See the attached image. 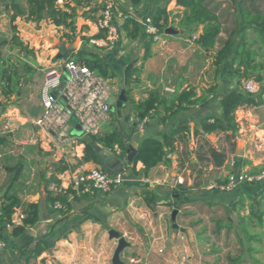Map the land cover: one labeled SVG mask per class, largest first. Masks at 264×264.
Here are the masks:
<instances>
[{
  "label": "crops",
  "instance_id": "1",
  "mask_svg": "<svg viewBox=\"0 0 264 264\" xmlns=\"http://www.w3.org/2000/svg\"><path fill=\"white\" fill-rule=\"evenodd\" d=\"M211 1L210 5L216 8L217 15L221 17L222 9L220 5L226 0H222L220 3L219 0ZM227 1H229L232 6L229 10L234 19L233 31L237 25L238 19L232 2L236 3L237 0ZM6 2L4 0L3 5L7 4ZM155 4H158L156 0ZM124 6L125 4L123 7ZM173 8L174 11H182V9L176 7L175 2ZM155 9H148V6L143 4L136 9L128 8L127 11L131 15H139V11H142L143 14H141V16L151 17ZM82 11H86V9ZM83 23L85 25L84 31L81 32L82 37L89 39L90 37L95 36L96 30L94 23L89 20H85ZM222 25L224 26L223 22ZM231 32L228 33V36ZM222 33L219 35V39ZM233 41L234 52L228 60L221 65L218 73L213 66V59H211L210 54L195 45L193 39H189L186 35L180 34L178 31L175 35H166L164 33L163 36L161 35L159 37L157 42H153L149 37L142 35L136 40H128L123 33L119 54L101 51L99 56L105 63L113 68L116 75H119L120 72L123 73L128 64L133 63L134 66L135 61L133 59L136 57L138 59L140 55L145 53L146 47H149L150 58L144 63L141 60L137 65L135 64L136 66H140V64L143 63L140 81L139 83L132 85L133 96L135 95L138 98L141 96L139 99L134 96L136 102L141 98H144L149 92L159 93L160 95L171 94L180 79L183 78L188 81L187 84L195 87L197 91L202 87L208 88L210 86H216L218 97H221L226 92L223 91V93H219L220 88L226 86L224 83L226 81L225 75L235 72L234 69H232L233 71H230L231 68H238V53L241 49L238 36H234ZM217 45L219 47V42L216 46ZM205 62H207L206 65ZM232 75L233 76H231L229 80L234 78L233 81L237 83L235 80L236 76H234L235 74L232 73ZM233 84L236 85L235 83ZM183 87H185V85ZM229 90H236V88H231ZM137 91H139V94H136ZM209 107L214 108L217 114L219 113L217 101H214ZM244 109L246 108H241L237 110L236 113L243 116ZM159 111L162 112L160 108L158 109V112ZM11 114L13 113H10V115ZM40 114L41 109L39 116L35 120L34 117L31 118V116L26 117L25 115V117H21L19 114H13L12 118L7 117V122L3 121L2 124V132L12 134L14 140L18 137L17 134L21 132L23 133L27 128L31 129L30 126H33L36 132L33 136L31 135L32 138L30 142H21L18 144L26 145L29 150L32 146H36L38 149L40 148L43 151V158H53L55 163L51 164L53 167L52 171L46 169V172L41 173L39 168H36L34 165L31 166V163H36V165L39 164V157H25V160L21 159V163L14 166L18 168L19 173L16 176L10 173L9 181L6 186L4 189H0L2 203L6 197L13 196L21 204H35L38 207L37 223L32 227L25 228L20 235L13 237L12 231L17 227L6 223L4 224V229L0 231V239L5 242L6 247L0 250V264H111L118 243L117 240L109 238L108 233L111 230L119 233L127 244V247H125L119 254V261L121 264H159L157 261L161 258L160 254L163 253L164 246L159 247L157 245L160 244L156 243H161L162 239H165L166 236H164L165 234H163L162 229H160V238H155L156 233L152 224L154 223V217L157 214L155 209V205L157 204L154 202L151 207L147 206L143 200L142 193L149 191L155 196L158 195V197L163 195L165 199L159 200L160 204L164 205L163 208H167L166 206H169L170 203L171 205H176L175 202L173 203V201L171 202V200H168V197L173 196H171L169 192L162 191L161 183H163L164 186H168L171 189L170 192H172L174 188L165 184L169 177L171 179L176 177L177 174L174 170L178 163L180 168L185 165L184 170L188 168L187 162L192 170L195 168L201 169V167H197L201 165L196 161V158L195 161H192L194 158L192 159V157L188 156L189 154H194L196 156V148L198 147L195 146L197 145L196 142L199 138H208L211 135H215H194V130L198 129V120L204 115V110L202 108L191 107L180 112L175 118V121H178L179 124H185L189 134L186 142L176 145L175 152L171 154V158L169 159V166L161 164L150 170L147 174H144L142 171L143 166L140 163L136 165L135 170L131 168V164L127 163V152L124 158H119L114 155L113 151L117 146L116 144L112 150H109V153H104L103 150L105 149H102L99 161L102 156L110 154L112 159L109 160V165L114 162L113 159L118 160L122 164L121 170L115 168L112 171L122 172L124 178L123 184L106 194L95 192L90 196L77 197L68 193L67 199L70 203V210L64 215L60 214V210L52 208L55 203L53 205L47 204L48 193L51 192L52 196L56 195L59 193L60 189H64L63 186H65L63 183L62 187H60L62 184L59 179L60 174L54 175V169L58 164H70L68 163V159L71 157H73L75 161L80 159L82 157L83 145L79 143L80 138H74L64 147L55 149L46 138L45 133L39 131L34 125V122L40 117ZM153 116L154 118H152L151 121L157 119L154 122L158 124V127H149L148 125L145 131L141 134H136L133 131L122 133L121 139L125 146L128 145L129 148V146L136 144L137 147L138 140L146 137L160 139V134L164 131L163 126H166L167 124L169 125V123L168 121L166 122L167 124L162 123L160 118L163 115L158 118L157 113H154ZM130 120L132 121V118ZM125 121L127 120L125 119ZM14 131H16L15 135L13 134ZM102 131L103 130L101 129L100 132ZM107 131L111 130L109 129ZM242 133H244V130H241V134ZM260 133L261 132H257L255 134H258L257 136H259ZM31 134L33 133L31 132ZM0 138L3 139V142L0 145L1 147L6 144V137L0 135ZM12 138L7 137V140L13 142L14 140H12ZM68 145H70L69 149L65 150V147ZM184 149L187 152L184 154V157H182L181 153L184 152H181V150ZM209 155L210 154L207 156L208 161H206L203 168L207 166L210 172H222V178L225 180L233 171V168L231 167L232 160L224 162L223 166L220 168H215ZM241 159L242 161H246L242 157ZM57 160H60L58 161L59 163H56ZM99 161L97 164L88 163L81 165L75 170H90L96 167H103L100 165ZM128 168L130 169L129 172L126 171ZM4 169L7 173L10 167H5ZM186 173H189V168L186 170ZM157 174L159 177H155ZM217 174L220 175L221 173ZM56 181L59 182L58 185ZM183 186L189 188L194 185H192L190 181L184 180ZM67 191H64L63 193H66ZM74 196L76 197V200H73ZM118 196L119 200H117ZM124 196L125 199L123 198ZM14 212L22 211L20 208H17ZM20 226L22 225H19L18 227ZM75 229H78V232H76ZM142 237H145L147 241H144L145 239ZM39 240L45 242L47 248L42 254L34 257L33 252L35 245ZM144 242L146 243L144 244ZM126 248L132 249L125 255L123 253ZM130 259H134V263H130ZM123 260H127L128 263H123ZM162 260H164L166 264L171 262L166 258H163ZM183 260L184 261H180L179 264H185V258H183Z\"/></svg>",
  "mask_w": 264,
  "mask_h": 264
},
{
  "label": "trees",
  "instance_id": "2",
  "mask_svg": "<svg viewBox=\"0 0 264 264\" xmlns=\"http://www.w3.org/2000/svg\"><path fill=\"white\" fill-rule=\"evenodd\" d=\"M24 1V2H23ZM9 0L7 5L10 14V23L12 25V37L9 42L4 44L11 45V48L24 51L33 56L32 50L27 47L18 38L14 22L16 19H24L26 22L40 24L47 20L56 28H61L68 31L70 34H65L64 37L73 43L75 33V21L77 18L78 9H86L82 16L85 20L92 23L97 21V16L101 11V5H92L94 0H63V5H57V0ZM158 3L165 2L162 7L156 8L151 15V25L158 30L163 36L165 31L170 28L178 31L180 34L186 35L198 47L209 52L214 50L216 44L219 42V47L215 50L213 57V66L217 73L221 65L228 60L234 52V36L239 37L240 52L238 68L242 70L245 77L253 78L258 86L256 94H247L241 92L239 89L226 91L221 97H218L217 87L210 86L208 88L197 89L187 84L186 79H180L174 91L171 94H163L149 92L144 98L136 101H130L133 115L138 119H143L152 111L156 114L158 109L162 110V117L160 120L163 124L169 123V128L160 134V139L153 137H146L138 140L136 153L131 163V168L135 170L136 165L140 163L143 166V173L147 174L150 170L158 165H170V160L166 158L167 154L175 152L176 145L184 143L188 140L189 131L184 123L179 124L175 118L180 112L185 111L191 107L202 108L204 115L198 120V129L194 130V135H211L224 134L235 136L238 133L239 125L236 121L235 113L241 108H258L264 105V0H237L233 3L235 13L237 15V25L235 29L227 36L224 41H220L219 35L223 32V25L220 17L217 15L215 7L210 5L208 0H173L177 8L182 11H167L166 4L168 0H156ZM171 1V0H169ZM131 9L139 8L143 5L144 0H127ZM123 11V10H122ZM123 13H126L123 11ZM122 30L128 40H136L142 33L140 23L132 16H128L122 25ZM199 32V33H197ZM102 35L99 33L95 37L99 38ZM84 47L80 46L76 52H68L62 59H70L78 64L87 67L97 77L110 82L116 78V73L113 68L105 63L98 53L88 50L86 45L88 39L82 37ZM149 47H146L142 62L144 63L150 58ZM34 58L30 61L34 63ZM132 66L127 71V85L139 83L140 75L142 73V65ZM26 72L31 71L28 65L23 66ZM10 74L8 70L2 71V79L6 81V90L2 94L8 97L12 92L17 82L13 84L11 75L17 76L18 71L13 68ZM17 79V78H16ZM185 85V87H183ZM12 87V88H10ZM199 92V93H198ZM129 90L124 91V96L127 101ZM217 101L219 113L217 114L214 108L209 106ZM72 125V123H71ZM121 134L115 129L111 131H102L94 135L75 136L79 139V143L83 145L82 157L76 160L75 165L58 164L54 169L55 174H62L70 170L74 171L77 167L88 163L97 164L100 159V152L102 149L112 150L116 144L120 150L119 158H124L128 145L125 146L121 139ZM3 139L0 138V145ZM100 149L98 151L97 149ZM210 158L215 168L223 166L226 158L221 152L210 151ZM235 168L242 169L243 166L249 165L248 161H242L241 158H235ZM105 169L104 167H102ZM264 169V167H262ZM258 168H251L249 174L259 173ZM9 173L16 176L19 173L17 167H11ZM57 185L59 184L56 181ZM210 193L225 194L224 192L208 191ZM71 193L68 190L66 193H57L52 196L48 193L47 204L53 205L58 203L61 206L60 214L64 215L70 210V203L67 199V194ZM189 189L182 185L176 186L171 195L174 197L175 206L185 205L193 202L188 196ZM143 200L147 206L155 202L156 196L149 191L142 193ZM76 200V197H73ZM245 200L248 204L245 205ZM258 201H254L251 197L242 193L236 201L232 202L233 210L236 207L244 209L247 206L248 214L246 216H239L238 227L243 239H239V244L242 247L240 254L236 257H227L230 264H260L258 259L253 257V254H258L260 249L255 248L252 244H261V234L259 232L252 233L253 229H261L264 223V212L258 209ZM169 206H172L171 203ZM212 206V205H211ZM20 208L22 213L26 215L22 226L15 228L12 231V236L20 235L25 228L32 227L38 221V207L35 204H21L15 197H6L4 202L0 205V231L4 229V224H8L10 217L14 211ZM225 230L229 233L233 230V225L229 219L223 224L222 221H216L214 235L219 236L221 231ZM1 238V237H0ZM201 239V235H197ZM206 240V239H202ZM47 248L45 242H37L34 249V257L42 254ZM247 253V258L244 257L243 252Z\"/></svg>",
  "mask_w": 264,
  "mask_h": 264
},
{
  "label": "rangeland",
  "instance_id": "3",
  "mask_svg": "<svg viewBox=\"0 0 264 264\" xmlns=\"http://www.w3.org/2000/svg\"><path fill=\"white\" fill-rule=\"evenodd\" d=\"M209 1L212 2L211 0ZM221 1L222 0H219V3ZM3 2L4 0H0V135L6 137V144L0 147V189H4L10 177V173L8 171L6 173L4 168L17 166L18 163H21V159L25 160V157H39V164L36 165V163H31V166L34 165L36 168H39L41 173L46 172V169L48 171H52L53 167L51 164L55 163L53 158H43V151L40 148L38 149L36 146H32L29 150L26 145L24 146L18 144L21 142H30L32 136L36 132L33 126H30L31 129L27 128L25 132L17 134L18 137L15 140L12 138V134L2 132L1 129L3 121L7 122V117L12 118L13 114H19L21 117H25V115L26 117L31 116V118L34 117V120L39 116L40 107L38 96L40 87L47 74L55 71L57 69V65L62 60L56 59L58 52L55 45L57 43H64L65 46L70 45V41L64 37L65 34H70L68 31L61 28L58 29L46 20L40 24H35L26 22L24 19H16L14 26L16 27L18 38L28 50H32L33 56L27 52L11 48V45L9 46L8 44H4L3 42L10 41L13 33L11 30L12 25L9 21L10 11H8L7 4L3 5ZM8 2L9 1L7 0L6 3ZM102 2L103 0H94L92 5L99 4L102 6ZM117 3L122 4L120 10L127 11L128 8H130L127 0H117ZM124 4L125 6L123 7ZM143 4L145 6L147 5L148 9H155L165 5V2L155 4V0H144ZM173 5L174 1L168 0V3L166 4L167 11H174ZM220 7L222 9V16L220 17V20L224 24L220 41H224L227 38L228 33L233 29L234 19L232 18V14L229 10L232 7L229 1H223ZM82 13V9L77 10L73 40L75 45L73 49L74 52L79 50L83 43L81 32L84 31L85 24L83 22H85V19L83 18ZM141 14H143V12L139 11L138 16H141ZM141 35L144 36L143 33H141ZM49 38H53V43L49 41ZM82 47H84V43ZM86 48L98 54L101 53V51L89 46L88 44L86 45ZM216 48H218V45L214 50L208 52L211 59L214 57ZM143 57L144 54L140 55L138 59L137 57L133 59L135 64L137 65ZM33 58L35 60L34 63L30 62ZM206 63L207 62H205V65ZM24 65H28V67L31 68V71L26 72L23 67ZM13 68L17 69L18 74L17 76L11 75V82L13 84L17 82V85L14 86L13 92L6 97L2 94V92L6 90V85L8 84L6 81H3L1 77L2 71L8 70L11 74V70ZM232 69H234L235 72L225 75L226 81L224 83L226 86L220 88L219 93L229 91L231 88L241 90L243 82L248 79L253 80L252 77H245L241 69L231 68L230 71H233ZM232 73L235 74L234 76H236L235 80L237 83L233 81L234 78L229 80V78L233 76ZM108 83L111 91L110 120L102 125L101 129L103 131L115 129L120 133L128 131H133L135 133L136 127L133 125V121L130 120L131 118H134L130 101H135V98H138L135 95L134 98L132 94V85L135 83L129 86H124L122 72H120L115 79ZM63 86L64 84L60 86V89H62ZM127 89L129 90V101L126 100L123 106L118 110L115 107V103L118 100L119 93L121 90L125 91ZM136 94H139V91H137ZM10 113L13 114L10 115ZM243 113V116L235 113L236 120L239 121V129L238 133L234 137L229 136V134L224 135L218 133L213 136L211 135L208 138H199L197 140V145L195 146L198 147L196 148V156L194 154H189L188 157H192V159L194 158L192 161H195L196 158V161H198L201 165L197 167H201V169L195 168L192 170L187 162L189 173H186L188 168L184 170L185 165L180 168L178 163L174 170L177 174L176 177L174 179L169 177L166 180L165 185L172 187L177 185L176 183L179 180L182 182L184 180L190 181V183L194 186L186 188L189 189L188 196L193 202L181 206L172 205L166 206L167 208H163L164 205H161L159 200L165 198L163 195L159 197L156 195L155 203L157 205H155V209L157 214L154 217L155 220L152 226L155 229V238H160V229H162L163 234H165L164 236H166L165 239H162L161 243H156L160 244L157 245L159 247L164 246V249L162 247L163 253L160 254L161 258L157 261L159 264L165 263V261L162 260L163 258L171 261L168 264H179L180 261H184L183 258H185V264H230L227 257H236L242 250V247L239 244V239H243L238 227L239 216H246L248 214L247 206H245L244 209L236 207V210H233L232 202L236 201L242 193H245V195L251 197L254 201H258V209L264 212V182L241 185L236 190L223 195L208 192V187L212 183L224 181L222 178V172H210L207 166L203 168L206 161H208L207 156L210 151L223 153L226 157L225 162L234 160L237 156L249 161V165L242 167L243 171L249 172L251 168H258L260 169V173L264 170L262 169V167H264V105L258 108L248 107L244 109ZM157 116L160 118L162 116V112L159 111ZM152 118H154V116ZM125 119L127 121H125ZM156 120L153 119L149 123V127H158V124L154 122ZM75 122L76 120L72 118L71 123ZM163 127L164 131H162V133L169 128L168 124ZM241 130H244V133L241 134ZM31 132L33 134H31ZM257 132H261L259 136H257L258 134H255ZM13 134L15 135L16 131H14ZM7 137H11L14 141H8ZM69 146L70 145L65 147V150H68ZM103 151L104 153H109V150ZM181 152H184L181 153V156L184 157V154L187 151L184 149L181 150ZM236 152H239V155H236ZM58 161L60 160H57L56 163H59ZM68 163H70V165H75L76 161L73 157H71L68 159ZM126 171L129 172L130 169L128 168ZM217 173L221 174L218 175ZM155 177H159L158 174L155 175ZM161 184L162 186H160L162 191L169 192L171 195V189L168 186H164L163 183ZM123 198L125 199V196ZM117 200H119V196ZM168 200H171L172 202L174 199L173 197H168ZM1 203L2 196H0V205ZM247 204L248 200H245V205ZM173 210L178 211L174 221V223L178 226L177 229H173L172 227L173 222H171V213ZM227 219L231 221L233 230L229 233L222 230L219 236L214 235L216 221H222V223L225 224ZM257 232L261 234L262 243L260 245L254 243L252 244L255 248L260 249V252H258V254H253V257L258 259L260 264H264V223L261 229L252 230V233ZM198 234L201 235V239L197 238ZM142 238L145 239L144 241H147L145 237ZM145 243L146 242H144V244ZM131 249L132 248H126L123 254H128ZM243 254L244 257L247 258V253L245 251ZM123 263L128 262L127 260H123Z\"/></svg>",
  "mask_w": 264,
  "mask_h": 264
},
{
  "label": "built area",
  "instance_id": "4",
  "mask_svg": "<svg viewBox=\"0 0 264 264\" xmlns=\"http://www.w3.org/2000/svg\"><path fill=\"white\" fill-rule=\"evenodd\" d=\"M57 5L62 6L63 0H57ZM122 4L117 0H103L101 11L94 23L96 35L102 36L96 38L92 36L88 39V45L99 51L120 53L122 41V25L128 16L134 17L142 27V33L149 37L151 41L157 42L161 34L151 25V17L131 15L128 11L123 13L120 8ZM196 37H193L195 39ZM64 84L63 88L60 86ZM257 84L248 79L243 82L241 92L247 94H256L258 92ZM39 105L41 109L40 117L34 122V125L45 133L46 138L55 149L64 147L76 138L71 135L74 125H79L83 137L94 135L100 132L102 125L107 123L110 118L111 91L109 83L102 78L97 77L87 67L78 64L70 59H62L57 65L55 71L49 72L39 90ZM154 112L152 111L143 119L134 116L133 125L136 127V134L143 133L149 125ZM76 120L71 125V119ZM114 155L119 157L120 150L118 146L113 151ZM167 159L171 154H167ZM231 167L233 171L227 178L219 183H212L208 191H218L230 193L239 186L245 184H254L264 182V170L257 174H249L247 171L235 168V162L232 160ZM62 187L59 193L70 190L77 197L90 196L97 193L106 194L124 182L123 174L119 171H109L102 167H96L90 170H67L59 175ZM174 185H182L178 181ZM55 210H60L61 206L55 203L52 206ZM0 210V217H1ZM26 215L22 212H14L10 217L9 225L18 227L23 224ZM6 244L0 239V250L4 249ZM134 263V259H130Z\"/></svg>",
  "mask_w": 264,
  "mask_h": 264
},
{
  "label": "water",
  "instance_id": "5",
  "mask_svg": "<svg viewBox=\"0 0 264 264\" xmlns=\"http://www.w3.org/2000/svg\"><path fill=\"white\" fill-rule=\"evenodd\" d=\"M165 34L166 35L167 34L175 35V34H177V31L168 28L165 31ZM49 41L53 43V38H49ZM74 46H75L74 43H71L69 46H65L64 43H57L55 45V47L57 49V52H58V54L56 56V59L60 60L66 55V53L72 52L73 49H74ZM132 66H133V63L128 64L127 67L123 71L124 86L127 85V71ZM125 102H126V98L124 96V90H121L120 93H119V96H118V100L115 103L116 109L119 110L123 106V104ZM71 135L72 136H78V137H80L82 135V132L80 130L79 125H75L74 126V128H73V130L71 132ZM97 150L100 151L99 148ZM135 153H136V144H133V145L129 146V148L127 150V155H126L127 163H129V164L132 163L133 158L135 156ZM236 155H239V152H236ZM236 158H241V157L237 156ZM111 159H112L111 155L110 154H106V155L102 156V158L99 161V163H100L101 166H103L104 168L108 169L109 171H112L115 168L121 170L122 164L118 160L113 159L114 162L111 165L108 164L109 160H111ZM177 213H178L177 210H173L172 213H171V221L173 222V229H177L178 228V226L174 223ZM75 231L78 232V229H75ZM108 235H109L110 239H115V240L118 241L116 250L114 251L113 258L111 260V264H121L120 261H119V254L122 252V250L125 247H127V244L125 243V240L120 236V234L115 232V231H113V230L109 231Z\"/></svg>",
  "mask_w": 264,
  "mask_h": 264
}]
</instances>
